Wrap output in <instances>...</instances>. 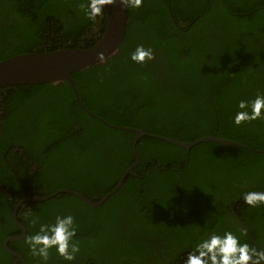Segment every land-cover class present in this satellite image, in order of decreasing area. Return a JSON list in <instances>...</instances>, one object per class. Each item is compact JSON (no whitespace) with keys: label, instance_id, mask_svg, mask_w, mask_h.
Listing matches in <instances>:
<instances>
[{"label":"trees","instance_id":"1","mask_svg":"<svg viewBox=\"0 0 264 264\" xmlns=\"http://www.w3.org/2000/svg\"><path fill=\"white\" fill-rule=\"evenodd\" d=\"M85 3L0 0V60L94 45L105 10L89 20ZM127 11L118 52L72 74L85 107L122 129L83 108L67 81L0 89V264H20L3 244L22 233L13 211L23 198L68 188L97 202L118 185L137 161L129 128L179 141L215 134L247 147L186 149L142 137L136 174L101 206L68 192L21 205L27 235L72 215L80 249L66 261L51 248L45 262L24 238L10 241L27 264H183L198 238L239 234L241 223L256 243L244 229L241 239L264 246V205L243 201L245 192L264 191V119L233 123L239 100L264 94V0H143ZM138 45L153 59L131 60Z\"/></svg>","mask_w":264,"mask_h":264},{"label":"water","instance_id":"2","mask_svg":"<svg viewBox=\"0 0 264 264\" xmlns=\"http://www.w3.org/2000/svg\"><path fill=\"white\" fill-rule=\"evenodd\" d=\"M105 28L101 35V37L97 40L94 45L89 47H66V48H58L55 50H45V51H36V52H26L19 53L5 59L0 60V89L14 86V85H33V84H41V83H54L57 84L62 81L69 82L74 90L75 98L80 103V105L85 108L89 113H91L94 117L103 121V123L107 124L110 127L120 128L122 126L114 125L105 121L104 119L98 117L94 113L90 112L85 105L82 103L79 92L76 87L75 81L72 77L74 72L79 70H84L86 68L91 67L92 65L102 64L107 61L109 57L118 52L120 45L125 39L128 23H129V15L127 8H125L119 0L116 3L111 5H105ZM102 53L103 59H98L97 54ZM130 130H134L136 132V137L133 144V151L137 157L136 163L131 165L122 175L118 185L103 197H101L97 202H94L88 199L83 194L68 189L63 188L59 189L56 192L48 195H30L23 198L20 202H18L14 206L13 211V219L17 226L21 229L22 233L18 235L9 236L4 241L5 249L14 257L18 258L20 264H27L24 256L18 251L12 249L9 246L10 241H17L25 237L27 235L26 226L19 220L18 211L21 205L24 202L28 201H42L50 199L51 197L62 193L68 192L73 194L74 196L79 197L83 201H85L88 205L91 206H101L106 202V200L113 195L117 190H119L125 183V180L128 175L136 174L134 168L136 165H139L142 161L141 155L138 152L137 145L139 140L144 136H152L174 145L191 149L195 145L203 142H216L223 145L236 146L246 148L247 145L237 142L232 139L219 137L217 135H207L200 137L193 141H179L170 137H166L160 134L149 133L142 129H134L129 128ZM259 152H264V150H257ZM245 232L249 235V237L254 240L253 235L250 233L248 228L244 223H241ZM255 241V240H254ZM256 243V241H255ZM89 264H95L94 262H90Z\"/></svg>","mask_w":264,"mask_h":264},{"label":"clouds","instance_id":"3","mask_svg":"<svg viewBox=\"0 0 264 264\" xmlns=\"http://www.w3.org/2000/svg\"><path fill=\"white\" fill-rule=\"evenodd\" d=\"M117 0H86L81 5L85 16L95 21L101 16L105 5L116 3ZM125 8H139L143 0H119ZM98 59H103V54H97ZM131 60L144 63L153 59L151 48L138 45L131 53ZM239 111L236 112L233 123L241 124L242 121L264 119V94H257L250 100H239ZM250 109V110H249ZM243 201L246 205L257 207L264 205V191H248L243 193ZM32 223H36L34 219ZM77 228L72 215H57L54 221L41 223L38 231L31 235H25L24 243L33 257H40L47 261L49 249L55 251L66 261H72L79 252L78 242L75 240ZM239 234L232 230L221 232H209L198 238L194 248L186 254L183 264H264V246H250Z\"/></svg>","mask_w":264,"mask_h":264},{"label":"flooded vegetation","instance_id":"4","mask_svg":"<svg viewBox=\"0 0 264 264\" xmlns=\"http://www.w3.org/2000/svg\"><path fill=\"white\" fill-rule=\"evenodd\" d=\"M101 25V24H100Z\"/></svg>","mask_w":264,"mask_h":264}]
</instances>
